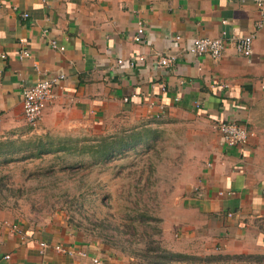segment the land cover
Returning a JSON list of instances; mask_svg holds the SVG:
<instances>
[{"label": "crops", "instance_id": "0c3cea01", "mask_svg": "<svg viewBox=\"0 0 264 264\" xmlns=\"http://www.w3.org/2000/svg\"><path fill=\"white\" fill-rule=\"evenodd\" d=\"M258 17L255 0H0V264H130V255L103 239L86 241L56 217H19L4 201L18 189L2 168L39 159L29 156L35 137L149 124L156 147L162 124L171 122L192 126L202 151L181 190L166 196L161 244L226 264H264V26L256 27ZM139 20L144 33L135 41ZM251 33L252 52L244 56L231 37ZM220 36L227 43L218 58L187 50L197 37ZM23 50L30 55L20 57ZM156 53L176 60L160 67ZM59 74L54 98L31 127L23 88ZM219 121L245 125L253 135L228 146ZM55 244L87 255L57 251Z\"/></svg>", "mask_w": 264, "mask_h": 264}, {"label": "rangeland", "instance_id": "374dc122", "mask_svg": "<svg viewBox=\"0 0 264 264\" xmlns=\"http://www.w3.org/2000/svg\"><path fill=\"white\" fill-rule=\"evenodd\" d=\"M162 125L156 147L130 151L108 165L85 162L66 168L78 159L50 155L7 165L2 171L18 193L4 201L18 208L21 218L38 221L56 217L86 241L103 239L130 255L132 261L130 250L142 245L146 234L155 232L153 238L158 239L159 217L170 199L166 196L181 190L202 151L192 126L176 122ZM76 134L90 135L88 131ZM138 212L151 219L148 224L132 223ZM130 240L139 244H130ZM223 260L211 257L208 264H226Z\"/></svg>", "mask_w": 264, "mask_h": 264}, {"label": "trees", "instance_id": "16d2710c", "mask_svg": "<svg viewBox=\"0 0 264 264\" xmlns=\"http://www.w3.org/2000/svg\"><path fill=\"white\" fill-rule=\"evenodd\" d=\"M156 140L157 135L149 124L115 132L90 133L89 136H78L73 133L40 136L29 142L33 145L29 156L33 158L45 155L57 158L70 156L78 159L74 165H67L66 168H74L76 164L83 166L85 162L89 165H108L111 161L123 158L130 151L152 148ZM137 220L148 224L151 219L145 213L138 212L132 223ZM135 230L134 227V232ZM154 234L155 232L146 234L148 238H145L140 246L137 244L140 241L139 237V241H128L130 244L133 242L138 245L130 250L134 257L130 264H203V262L208 264L209 259L165 248L160 240L153 238Z\"/></svg>", "mask_w": 264, "mask_h": 264}, {"label": "built area", "instance_id": "2783aa9c", "mask_svg": "<svg viewBox=\"0 0 264 264\" xmlns=\"http://www.w3.org/2000/svg\"><path fill=\"white\" fill-rule=\"evenodd\" d=\"M255 4L258 9V20L256 21V27L260 28L264 26V0H255ZM27 14H24L26 16ZM144 33V26L141 20L137 22L136 33L134 34V40L140 41ZM179 38V36H176ZM254 34H245L240 36H232L231 40L234 43L237 51L244 56H249L252 52V42ZM227 43V39L224 37H197L193 43L188 47V52L193 54H208L211 57L218 58L222 55L223 49ZM49 44L54 49L64 50L63 45H59L55 40H50ZM30 53L27 50H23L19 53V56H29ZM156 64L160 67H169L175 60L176 55L166 53H156ZM143 56H139L138 60L142 61ZM121 62V60H118ZM62 74L44 76L37 80L35 83L26 86L22 90V108L23 116L28 125L36 127L42 117L45 105L54 98V86L63 78ZM127 101V98H124ZM153 106V104H149ZM163 110V107H161ZM160 108V109H161ZM217 130L220 132L224 142L228 146L243 145L248 142L253 135V131L248 129L245 125L238 124L233 121H219L217 123ZM42 248L47 247V243L40 242ZM54 249L57 251H63L68 253H76L80 256H86L87 253L83 250L73 251L71 249L66 250L61 245L55 244ZM8 257V256H6ZM94 262L97 259H93Z\"/></svg>", "mask_w": 264, "mask_h": 264}]
</instances>
